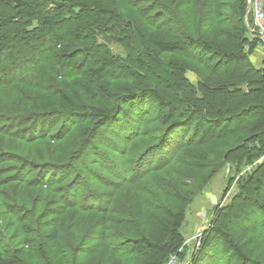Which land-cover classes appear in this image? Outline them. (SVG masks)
I'll use <instances>...</instances> for the list:
<instances>
[{"label": "trees", "instance_id": "obj_1", "mask_svg": "<svg viewBox=\"0 0 264 264\" xmlns=\"http://www.w3.org/2000/svg\"><path fill=\"white\" fill-rule=\"evenodd\" d=\"M149 1L152 5L141 7L143 13L140 19L121 15L114 0L107 4L102 0H0V215L10 216L15 224L28 219L38 224L36 206L43 202L45 207L57 201L73 208L80 207L82 212L116 213L109 223L101 219L94 228L101 226L104 233H112L113 230V233H124L121 229L123 225L131 221L140 222L141 232L126 241L122 240L123 246L131 250L141 264H166L171 255L186 254L185 238L181 232L185 202L182 200L175 207L166 198L165 209L156 206L157 209L145 214L143 203L136 197L134 203L118 214L114 197H107L108 194L99 192L92 184V176L99 181L100 175L104 174L92 165L95 169L86 168L78 159L96 154L95 148L91 153H86L85 148L93 138H102L107 131L99 132L103 126L114 128L120 134L129 131L141 136L147 123L157 119L160 127L164 125L159 141L149 144L146 149H139L145 158L143 162L149 165L164 160L167 163L191 137L202 140L208 134L213 136L223 126L231 127L237 123V129L245 136L244 145L228 149L226 160L233 161L231 155L243 150L239 161L256 160V166L245 180L243 177L240 194L218 211L203 234L202 243L189 253L190 260L191 264H197L205 261L210 254L214 261L217 254L223 252L229 260L238 264H264V238H261L263 251L256 249L255 253L251 245L253 237L247 227L250 215L258 210L264 212V60L260 66L252 60L260 42L258 38L247 36L253 20L247 11L246 0L237 2L236 13L241 23L231 27L217 24L216 28L203 35L173 32L171 29L175 25L170 24L168 18L172 15L175 19L176 16L178 21L174 9L165 2L164 7L160 0ZM182 2L189 4L191 0ZM154 6L160 8L163 15L159 17L158 11H153ZM166 14L167 25L164 24ZM246 14L249 16L247 25L244 20ZM159 19L162 21L152 23ZM101 35L121 45L122 50L115 53L107 43L101 42ZM48 39L51 40L48 44L52 46L54 69L51 68L49 76L37 71L30 73L35 55L48 50V45H43ZM197 48L203 54H214L205 73L193 81L189 77L191 66L178 55ZM165 55L170 56L166 58ZM62 69L84 73L85 79L81 81L92 100L81 105L80 97L87 99V95H83L79 85L73 91H59L62 104L82 108L85 116L97 118L90 129L85 127L80 130L83 147L78 152L77 148L74 149L68 160L55 156L52 140L57 143L63 140L69 122L61 121L57 129L58 138L53 137L51 131L56 127L57 119L51 122L52 109H41L36 105L39 101L44 102L35 92L43 89L44 85L52 91L50 77L61 75ZM147 70L153 71L154 77L151 83L146 84L142 83V76ZM124 77L125 81L132 79L133 82L123 83L119 89L111 86L112 80ZM16 82L19 83L15 85ZM97 98L99 104L94 102ZM93 103L100 107H92ZM70 110L64 111L60 107V112H64L58 119L84 115L74 109L80 115L68 117L73 113ZM126 114H130L127 119ZM115 123H120V127ZM41 126L44 127L39 129L42 135L28 137L30 131L35 133L36 128ZM97 157L101 159V156ZM75 162L79 165L74 166ZM132 171V168L124 171L121 184H109L114 188L111 195L122 184L133 183L130 181ZM90 185L92 188H89ZM62 191L68 194V199L61 194ZM72 193H78V197ZM86 195L90 196L91 202H87ZM98 208L106 212L96 211ZM59 209L63 211L64 208L61 206ZM41 216L47 218L49 214ZM66 218L63 227L70 229L71 240L76 233L72 231L74 225L78 231L83 230L86 224L90 228L93 225L86 223L87 219L82 215L77 222L71 221L69 213ZM45 225V230L32 231L35 250L42 264H53L49 250L52 247L60 250L62 225ZM2 248L0 264H37L20 255V248L12 242H4ZM180 248L182 250L179 251ZM111 261L118 264L112 255L100 264ZM94 262L92 255L90 260L66 264Z\"/></svg>", "mask_w": 264, "mask_h": 264}, {"label": "rangeland", "instance_id": "obj_2", "mask_svg": "<svg viewBox=\"0 0 264 264\" xmlns=\"http://www.w3.org/2000/svg\"><path fill=\"white\" fill-rule=\"evenodd\" d=\"M102 1L107 4L112 0ZM114 1L117 2L116 7L120 11L119 13L126 18L136 16L142 19L141 15L143 10L141 7H150L152 5V2L149 0H133L131 3H129L128 0ZM160 1L162 4L164 2L167 3L168 7H172L176 12L178 21L176 20V16L175 19H173L172 15H170L168 22L175 25L171 30L177 32V34L196 35V33H202L203 35V33L205 34L208 30L216 28L217 24L221 27H231L238 22L241 23L236 13L238 0H191L189 4H184L182 2L188 0ZM262 6L264 8V0H262ZM159 9L160 8L154 6L153 11H158L160 17L163 13L159 11ZM167 17L168 14L164 17L165 25H167ZM251 18L253 20L252 15ZM244 20L247 25L249 20L247 14ZM160 21L162 20L159 19L157 22L155 21L152 23L155 24ZM250 29H252L251 26L247 36L253 39L254 36L251 34ZM50 42L51 40L48 39L43 43L44 46L48 45L49 48H47V51H42L35 55L36 60L35 63L30 66V73H32V71H37L46 76L50 75L51 68L54 66L53 52L50 50L52 46L48 44ZM101 42L107 43L115 53L122 50L121 45L112 40H107L104 35H101ZM213 54L214 53H212L210 57L205 53L203 54L200 48H197L178 55V57H181L182 60L189 63L191 66L189 77L195 81L198 76H202L208 69ZM169 56L170 55H165L164 57L168 58ZM173 56L177 55L174 54ZM254 56L255 57L252 56L254 64L258 66L262 65V61L264 60V47L258 46V51ZM61 72V75L58 74L50 77V81H52V91H49L48 85H44L42 86L43 89L35 91L39 94V100L41 98L44 102L41 103L39 101L36 105L40 106L41 109H52V115L49 119H52L51 122L57 119V125L51 131L52 135H54L53 137L58 138L57 129L61 121L62 123H65L64 120L69 122L66 126V128L69 129L63 140L60 143L52 140V149L56 153L55 156L58 157V159L68 160L69 155H73L74 149L77 148L78 152L80 148L83 147L82 143H80L82 140L80 139V137H82L80 130L85 127L90 129L89 127L93 123V120L97 118L91 115L85 116L86 112L82 108L81 110L77 107L62 104L59 91L62 89L73 91L74 87L79 85L82 86L83 95H87V99L80 97L79 102L81 105L85 104L86 101L92 100L89 97L90 92L86 90L82 84V81L85 79L82 71L76 72L70 69H62ZM144 73L145 74L142 76V83H151L154 77L153 71L147 70ZM44 75L43 77H45ZM124 79L125 77L112 80L113 84L111 86H113L114 89H119L123 83L128 84L133 82L132 79L127 81ZM18 83L19 82H16L15 85ZM94 102L99 104L100 100L97 98ZM96 104L94 106L93 103L92 107L95 108L98 106ZM60 107H63L64 111L70 110L68 108L72 109L70 111H73V113L67 115L68 117H77L80 115L76 114L74 109L82 111L84 115L73 119L60 120L58 117H61L64 112H60ZM124 116L125 119H127L130 114ZM141 119H143V117ZM115 125L120 127V123H115ZM237 126V123L232 124L231 127L226 126L225 128L223 126L217 130L213 136L208 134L207 137L202 140H195L191 137L187 142L181 145L182 149H180V151L176 153V156L167 163H164V160L161 162H153L149 165L143 162L145 158L139 153V149H146L149 144L159 141L164 125L160 127V123L157 119L155 121L152 120L149 124L147 123L142 130L141 136H136L135 133H131L135 135L134 137H131L132 135L129 131H123L122 134H120L114 128H105L103 126L99 129V132L101 131L102 133L103 131H107L102 135V138L96 137L97 139L95 138V140H93V138L90 142L91 144L85 148L86 153H91L90 151L95 148L94 151L96 154H91V156L88 155L87 158L85 157L84 159L80 157L78 160H81L79 162L85 164L86 168L90 167L95 169L93 167H96L100 169V171H98L99 173L104 174L100 175L99 181L92 176V184L99 192L108 194L107 197H114L113 202L115 211L118 214L123 213L126 208L134 203L136 197L143 203V211L145 214L150 213L153 209H157L156 206L164 207L165 209L166 198H168L175 207H178L183 200V202H185V219L181 232L185 238L184 250H186L185 253L188 255L202 243L200 240L217 217L218 211L222 209L223 206L232 202L234 197L240 194L243 177L245 180L247 174L253 172L256 166V160L239 161L243 154V150L237 151L234 155H231L234 158L233 161L226 160L225 154L228 149L232 147H243L242 145H244V133L238 130ZM43 128V126L38 129L36 128L35 133L30 131V136L28 137L34 134L37 136L42 135L39 129L43 130ZM97 156H101V159ZM110 160H112L111 164ZM94 161L95 164L93 163ZM79 162H75L74 166H78ZM162 163L164 164L161 165ZM159 166H161L159 169L151 170ZM131 168L133 171L130 181L133 183L122 184L117 187L113 195H111L110 193H112V189L114 188H111L109 184H121L124 171L130 170ZM70 176L66 179L67 181L70 179ZM86 176L89 178L88 174H86ZM89 188H92V186ZM41 189L49 190L47 187H42ZM61 194L66 195L67 199L69 198L68 194L64 191H62ZM77 194L78 193H72L76 198L78 197ZM86 197L89 199L87 202H91L90 196L86 195ZM62 202L63 201H57L45 207V203H39L34 209L38 211L37 215H35L36 218L38 216V224L34 223L33 219H28L27 222L25 221L24 223L26 224H15L10 216L0 215V249H4L2 248L4 242H12V244L20 248V255L25 256L28 260L35 261L37 264H42L39 256L36 254L34 244L35 237L32 231L34 229L45 230L47 229L46 223H55L59 227L62 225L60 227L62 246L60 250L53 247L50 248L49 257L53 264H66L73 261L84 262L90 260L92 255L95 260L94 264H100L110 257V255L116 258L118 264L142 263L131 250L123 246V241L141 232L140 222L131 221L123 225L121 229L124 233H113L114 230L112 233H104L101 226L97 228H94V226L99 225L101 219L109 223V220L115 218L116 213L101 215L98 212H82L80 207L73 208L65 202ZM28 204L31 206L30 202H28ZM85 205L88 206L87 204ZM61 206L64 208L63 211L59 209ZM95 210L106 212L101 208ZM67 213L72 215V222L80 220L82 215V217L87 219L86 223L93 224L92 228H90L89 224H86L87 226L83 230L78 231V228L74 225L72 231L76 233L74 234V239L71 240L69 237L70 229H64L63 227V220L67 219ZM45 214H49V216L47 218L41 216ZM120 219H123V217L120 216ZM77 225L79 226V223H77ZM80 227H82V225H80ZM247 227L250 229L253 237L251 245L254 252L256 253V249L258 252H262L261 238H264V212L258 210L253 215H250L247 220ZM75 236L77 237L75 238ZM212 248L213 247L209 248V253ZM225 255L221 252V254H217L213 261L210 254H208L205 261L198 262L197 264H214L215 262V264H238L235 261L229 260L227 255ZM109 264L114 263L111 261Z\"/></svg>", "mask_w": 264, "mask_h": 264}, {"label": "built area", "instance_id": "obj_3", "mask_svg": "<svg viewBox=\"0 0 264 264\" xmlns=\"http://www.w3.org/2000/svg\"><path fill=\"white\" fill-rule=\"evenodd\" d=\"M247 11L253 17V26H251L250 32L254 38L259 39L260 46L264 47V8L262 0H247ZM190 258V254H183L182 256L171 255L166 264H191Z\"/></svg>", "mask_w": 264, "mask_h": 264}]
</instances>
